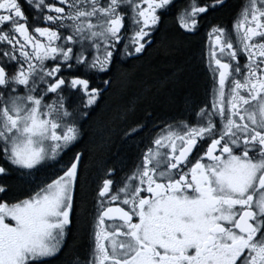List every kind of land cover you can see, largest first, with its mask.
<instances>
[{"label":"snow or ice","instance_id":"obj_1","mask_svg":"<svg viewBox=\"0 0 264 264\" xmlns=\"http://www.w3.org/2000/svg\"><path fill=\"white\" fill-rule=\"evenodd\" d=\"M224 5L186 0L179 27L195 34ZM175 7L0 0V177L20 188L0 183V264H54L81 211L87 249L65 264H264V0H244L231 28L209 23L210 99L125 129L141 137L136 158L119 178L105 171L91 211L77 207L85 153L73 150L120 59L139 58Z\"/></svg>","mask_w":264,"mask_h":264},{"label":"trees","instance_id":"obj_2","mask_svg":"<svg viewBox=\"0 0 264 264\" xmlns=\"http://www.w3.org/2000/svg\"><path fill=\"white\" fill-rule=\"evenodd\" d=\"M241 1L226 0L195 34L179 27L175 20L177 11L173 8L162 17L151 46L138 59L120 62L125 74L114 78L86 125L87 135L76 147L85 153L81 183L76 190L79 210H92L95 190L108 168L118 171L137 155L136 145L141 137L128 140L123 136L125 129L137 122L145 123L147 113L152 117L147 121L149 129L153 120L159 125L187 118L190 108L207 101L210 81L204 64V28L209 23L228 22ZM141 135L146 136L147 132ZM8 183L13 185L14 192L20 190L18 180L10 179ZM89 221L90 217L81 211L79 225L73 227V235L67 238V254L54 264H65L74 255H85Z\"/></svg>","mask_w":264,"mask_h":264},{"label":"flooded vegetation","instance_id":"obj_3","mask_svg":"<svg viewBox=\"0 0 264 264\" xmlns=\"http://www.w3.org/2000/svg\"><path fill=\"white\" fill-rule=\"evenodd\" d=\"M226 1V0H225ZM244 2V0H242L241 1V3H240V5L238 6V8H237V10H236V12H235V14L231 17V19L228 21V22H225V23H216V24H220V25H223V26H225V27H228V28H231V25H232V22H233V20L236 18V16H237V14L239 13V10H240V8H241V5H242V3ZM186 3V0H174V4L176 5V7H175V9H176V16H175V20L177 21V19H176V17H177V15H178V11L181 9V7L184 5ZM221 7H219V8H217V10L218 9H220ZM177 23H178V21H177ZM179 25V24H178ZM158 27H159V25H158ZM157 27V28H158ZM208 27H209V25H208ZM208 27H206V28H204V33L206 32V38H205V48H204V64L206 65V67H207V50H208V40H207V31H208ZM156 31V30H155ZM154 31V32H155ZM154 32L152 33V36H151V44L153 43V35H154ZM146 47H148V46H146ZM143 54V53H142ZM142 54H138L139 55V57L142 55ZM134 59H138V58H135V57H126V58H121L120 59V62L121 63H124V61H129V60H134ZM206 70V72H207V76H208V78H209V81H210V84H209V90H208V94H207V101L210 99V96H209V93H210V90H211V84H212V81H211V74L208 72V70H207V68L205 69ZM84 137V136H83ZM82 137V138H83ZM81 138V139H82ZM81 141V140H80ZM79 144V142L76 144V146H75V148H74V150L73 151H79V149H76V147H77V145ZM63 155V154H62ZM72 155V153H68L66 156H64V160L66 161L68 158H69V156H71ZM136 158V156L132 159V161L134 160ZM132 161L129 163V165L128 166H131V163H132ZM80 169H81V166H80ZM48 173H47V170H45V171H43V172H41V173H39L38 175L41 177V178H43L45 175H47ZM117 178H119V176L120 175H123V173L122 172H120V169L117 171ZM10 179H16V180H18V176L16 175V174H12V175H10L9 177H0V183H8V180H10ZM9 184V183H8ZM94 196H95V193H94Z\"/></svg>","mask_w":264,"mask_h":264},{"label":"rangeland","instance_id":"obj_4","mask_svg":"<svg viewBox=\"0 0 264 264\" xmlns=\"http://www.w3.org/2000/svg\"><path fill=\"white\" fill-rule=\"evenodd\" d=\"M205 62V61H204Z\"/></svg>","mask_w":264,"mask_h":264}]
</instances>
